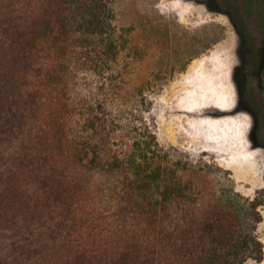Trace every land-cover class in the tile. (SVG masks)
<instances>
[{
	"label": "trees",
	"instance_id": "16d2710c",
	"mask_svg": "<svg viewBox=\"0 0 264 264\" xmlns=\"http://www.w3.org/2000/svg\"><path fill=\"white\" fill-rule=\"evenodd\" d=\"M117 1L0 0V264L262 263V203L165 150L153 115L218 39L161 55Z\"/></svg>",
	"mask_w": 264,
	"mask_h": 264
},
{
	"label": "rangeland",
	"instance_id": "374dc122",
	"mask_svg": "<svg viewBox=\"0 0 264 264\" xmlns=\"http://www.w3.org/2000/svg\"><path fill=\"white\" fill-rule=\"evenodd\" d=\"M225 1L236 9H229ZM116 7L119 24L134 27L139 39L152 40L158 34L161 55L172 56L174 40L177 46L178 40L198 44L218 39L163 81L153 107L158 140L165 150H177L184 161L230 173L234 191L262 203L264 216V149L255 145L253 119L244 110L248 92L239 83L244 79L239 58L248 41H256L246 52L248 79L252 58L264 55V0H118ZM155 19L161 22H156L158 27ZM249 85L251 92L254 85ZM211 182L217 183L214 175ZM257 233L264 242V221Z\"/></svg>",
	"mask_w": 264,
	"mask_h": 264
},
{
	"label": "flooded vegetation",
	"instance_id": "af4514ba",
	"mask_svg": "<svg viewBox=\"0 0 264 264\" xmlns=\"http://www.w3.org/2000/svg\"><path fill=\"white\" fill-rule=\"evenodd\" d=\"M229 9H236V4H230L225 1ZM234 20V18H233ZM232 21V20H231ZM236 21V19H235ZM238 21L241 24H246L243 19L240 18ZM256 44V41L249 40L246 49L242 53V56L239 58V67L244 70V79L239 81L240 86L245 88L248 92V98L245 100L246 104L244 110L247 111L253 119V131L255 134V145L264 149V55L256 54L253 61V71L251 72V78H247V69L246 63L248 58L246 52L251 50L252 46ZM249 84L254 85V90L249 92Z\"/></svg>",
	"mask_w": 264,
	"mask_h": 264
}]
</instances>
